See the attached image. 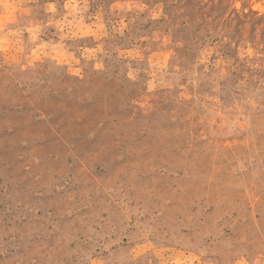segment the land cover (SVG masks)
<instances>
[{"label": "rangeland", "instance_id": "rangeland-1", "mask_svg": "<svg viewBox=\"0 0 264 264\" xmlns=\"http://www.w3.org/2000/svg\"><path fill=\"white\" fill-rule=\"evenodd\" d=\"M0 264H264V0H0Z\"/></svg>", "mask_w": 264, "mask_h": 264}]
</instances>
